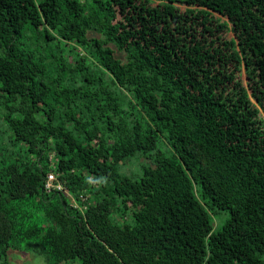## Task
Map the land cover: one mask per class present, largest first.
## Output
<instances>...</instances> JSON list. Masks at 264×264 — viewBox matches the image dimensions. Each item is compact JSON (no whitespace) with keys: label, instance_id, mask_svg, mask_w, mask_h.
Segmentation results:
<instances>
[{"label":"trees","instance_id":"1","mask_svg":"<svg viewBox=\"0 0 264 264\" xmlns=\"http://www.w3.org/2000/svg\"><path fill=\"white\" fill-rule=\"evenodd\" d=\"M0 119V264H264V0H0Z\"/></svg>","mask_w":264,"mask_h":264},{"label":"rangeland","instance_id":"2","mask_svg":"<svg viewBox=\"0 0 264 264\" xmlns=\"http://www.w3.org/2000/svg\"><path fill=\"white\" fill-rule=\"evenodd\" d=\"M0 126H3V123L0 119ZM3 129V128H2ZM1 129V130H2ZM134 162V163H133ZM133 162H128L126 166L123 168L124 171H131L137 169L138 162L133 161ZM227 214L226 213H221L220 217L221 219H216V224L220 225L221 221L226 218ZM217 226V225H216ZM8 260L9 264H47L44 257L35 253L34 251L31 250H22V251H15L12 249H9L8 251Z\"/></svg>","mask_w":264,"mask_h":264},{"label":"built area","instance_id":"3","mask_svg":"<svg viewBox=\"0 0 264 264\" xmlns=\"http://www.w3.org/2000/svg\"><path fill=\"white\" fill-rule=\"evenodd\" d=\"M56 180H57V174L54 171H49L46 174V179L44 183L45 188L47 190H51V188H56V189L61 190L62 186L59 182H56Z\"/></svg>","mask_w":264,"mask_h":264}]
</instances>
